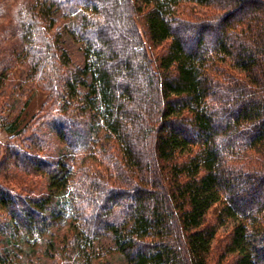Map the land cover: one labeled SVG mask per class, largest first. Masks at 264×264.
<instances>
[{"label": "trees", "instance_id": "1", "mask_svg": "<svg viewBox=\"0 0 264 264\" xmlns=\"http://www.w3.org/2000/svg\"><path fill=\"white\" fill-rule=\"evenodd\" d=\"M6 12L0 72L23 67L46 93L38 126L6 150L67 190L77 250L109 237L127 264H264V0H24ZM71 12L82 66L56 27ZM87 120L110 141L102 172L26 146L44 127L76 144ZM49 204L0 182L15 232L44 233Z\"/></svg>", "mask_w": 264, "mask_h": 264}, {"label": "rangeland", "instance_id": "2", "mask_svg": "<svg viewBox=\"0 0 264 264\" xmlns=\"http://www.w3.org/2000/svg\"><path fill=\"white\" fill-rule=\"evenodd\" d=\"M23 2L24 0H0V31L3 30L0 36L8 25V12L4 13V9ZM192 7L189 5L186 9ZM195 10L202 9L195 7ZM78 23L79 13H65L58 19L56 27L60 34L61 47L65 49L71 63L82 66L83 44L74 31ZM8 37L9 42H18L15 33L9 32ZM158 50L159 48L154 49L155 52ZM6 73L0 72V97L1 101L7 102L3 114L7 120L6 126L0 129V182L23 194L32 192L48 198L51 224L42 234L18 233L8 221L0 218V264H127L109 237L97 239L92 249L84 245L77 250L73 239L78 224L69 210L65 197L67 190L49 189L46 176L16 168L15 162L10 159L6 147L18 142L14 134L20 129H26L29 135L38 126L34 120L46 100V93L26 82L27 71L23 67H16L8 75ZM9 78H14L12 83ZM9 129H14V132H9ZM32 140V144H26L32 151L60 159L73 168L104 171L100 151L107 148L110 141L102 125L95 120H87L84 132L76 144L61 141L46 127ZM231 227L232 223L229 222L219 229L211 251L214 259L223 247L225 236Z\"/></svg>", "mask_w": 264, "mask_h": 264}]
</instances>
